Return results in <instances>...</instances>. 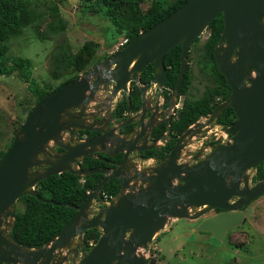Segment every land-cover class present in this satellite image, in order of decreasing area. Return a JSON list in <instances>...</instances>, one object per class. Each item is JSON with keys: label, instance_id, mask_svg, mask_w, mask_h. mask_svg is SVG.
Returning a JSON list of instances; mask_svg holds the SVG:
<instances>
[{"label": "water", "instance_id": "obj_1", "mask_svg": "<svg viewBox=\"0 0 264 264\" xmlns=\"http://www.w3.org/2000/svg\"><path fill=\"white\" fill-rule=\"evenodd\" d=\"M219 14L223 31L214 58L231 92L205 118L211 123L231 108L236 120L225 130L230 141L212 146L206 157L198 153L193 157L195 163H182L188 158L184 149L193 135L190 127L177 138L166 159L155 166L141 167L136 156H130L157 147L147 144L154 124L147 133L142 125L146 112H150L145 107V91L155 86L161 95L165 86L164 58L181 45L180 69L169 110L175 106L190 47ZM151 63L152 79L142 86L140 74ZM130 82L140 85L142 95L141 130L133 131L132 137L131 133L119 134V130L136 122L128 120V114L112 127L102 118L96 120L104 108L110 109L119 93L128 96ZM110 85V94L101 102L97 93L108 91ZM95 103H99V110L94 114L90 106ZM80 132L98 135L79 139ZM98 153L121 155L122 160L111 163L113 168L79 167L81 160ZM262 162L264 0H187L86 74L59 85L27 114L0 160V264H157L155 258L141 256L138 250L145 249L168 226L169 219L193 221L216 209L221 213L201 221L197 231L209 232L221 240L228 230L245 222L240 210L264 195V179L249 187L246 176ZM64 172L79 177L102 174L103 178L75 208L74 217L60 234L46 245L30 248L14 242L11 229L17 201L33 196L47 202L38 196L36 185ZM110 179L118 180L119 191L94 213V202L101 199V190ZM234 198L238 200L232 202ZM192 208L202 210L190 215ZM91 229L99 230L101 235L85 253L84 234ZM79 253L82 258L76 262Z\"/></svg>", "mask_w": 264, "mask_h": 264}, {"label": "trees", "instance_id": "obj_2", "mask_svg": "<svg viewBox=\"0 0 264 264\" xmlns=\"http://www.w3.org/2000/svg\"><path fill=\"white\" fill-rule=\"evenodd\" d=\"M85 9L90 13L102 11L105 20L113 27L115 38L123 36L128 42L133 40L140 32H143L169 16L177 10L187 0H153L146 10H142L143 0H84ZM30 24V12L26 0H0V76H9L17 72L27 89L33 97V107L48 93L56 89L59 85L79 78L90 71L97 63L96 52L99 44L94 41H86L76 52L72 53L69 48L59 49L58 66L60 70L53 71V78L59 84H40L33 77L32 61L24 57H8L7 42L10 38L18 36L21 31ZM207 39L203 42L200 58L197 62L199 71L205 76L209 84L205 86L200 98L192 100L188 97L191 83L190 73V52L191 48L198 43L196 38L186 59V71L184 80L179 90V97L182 98V106L177 112V116L169 127L171 135H181L190 126L195 124L201 117H206L212 108L219 101H224L230 95V88L225 82L224 76L217 70L214 58V49L223 31V18L219 14L208 27ZM125 46V45H124ZM122 46V47H124ZM119 47V50L122 48ZM117 50V51H119ZM116 51V52H117ZM115 52V53H116ZM181 45L171 49L164 58L165 68V93H169L175 87L180 69ZM106 57L102 58L105 59ZM101 60V61H102ZM153 76V64H149L141 72L139 83L142 85L150 83ZM130 93V103L134 109L140 104L138 88L134 87ZM167 98L169 96L167 95ZM128 96H123L116 105L115 116L123 118L127 112ZM233 110L226 109L217 119L218 124L228 126L233 122ZM22 122V121H21ZM24 122V121H23ZM22 124L17 125L15 131ZM165 127L160 128L156 135L164 132ZM92 137L94 134L87 132ZM167 142L164 146L145 151L141 154L144 159L154 158L158 161L167 158L168 153L176 143V137ZM13 137L11 136L0 149V160L9 149ZM106 154L98 155L96 158H85L82 160V169H94L107 167L102 158ZM117 157V161H120ZM252 177L253 182L264 179V162H262ZM102 174H92L86 177H79L64 172L60 175H53L39 182L35 190L41 199L39 201L33 196L21 197L16 203L14 223L11 229L12 240L18 244L30 248H41L57 237L61 230L71 221L76 211L88 197L96 185L102 180ZM117 179H110L101 190V199L111 200L119 191ZM21 208H18V204ZM101 233L97 229H91L84 234V243L89 247V243L95 244Z\"/></svg>", "mask_w": 264, "mask_h": 264}, {"label": "rangeland", "instance_id": "obj_3", "mask_svg": "<svg viewBox=\"0 0 264 264\" xmlns=\"http://www.w3.org/2000/svg\"><path fill=\"white\" fill-rule=\"evenodd\" d=\"M152 1L143 0L142 10H146ZM26 3L30 24L18 36L9 39L7 55L10 58H29L32 75L40 84H59L52 76L55 70L63 73L58 66L59 49L69 48L74 53L86 41H94L100 45L95 57V61L100 62L119 50L120 43L125 39L123 36L115 38L113 27L105 20L100 6L97 13H90L85 9L84 0H26ZM207 36L205 30L190 52L188 97L192 100L198 99L209 84L197 64ZM33 100L27 84L17 72L0 76V149L5 141L13 137L17 125L23 123ZM192 127L193 135L188 139L186 150L193 156L199 152L206 157L208 151L204 150L211 146L215 135H220L219 129L213 124L207 126L206 118H201ZM186 163L192 164V161ZM146 164L157 165L154 161ZM255 172L249 170L246 173L249 184ZM18 208H21L20 203ZM201 210L192 208L189 214ZM212 213L209 211L193 221L169 219L168 226L156 234L145 249H139L138 254L155 258L157 264H264V196L245 208L246 221L228 230L221 240L207 232L197 231L199 222Z\"/></svg>", "mask_w": 264, "mask_h": 264}, {"label": "flooded vegetation", "instance_id": "obj_4", "mask_svg": "<svg viewBox=\"0 0 264 264\" xmlns=\"http://www.w3.org/2000/svg\"><path fill=\"white\" fill-rule=\"evenodd\" d=\"M139 80H140V78H139ZM148 84H145V85L140 84V85L146 86ZM140 85L136 84L135 82H130V84H129V91H128V104H127V108L128 109H127V112L124 114V117L123 118H118V117L115 116V110H116V105H117L118 101L123 96H126L125 93L121 92L115 98L113 104L110 106V109L104 108L103 109V112L100 113L97 116L96 120H100L102 118V121L103 122L108 121L109 122V126L112 127V126H115L116 124L120 123L121 121H123L126 118L127 114H128V120H130V121H134L135 120L136 122L129 124L128 127L124 128L122 130H119V134L120 135H127V134L130 135V133H131L130 137H132L134 135V134H132L133 131H136V132L140 131L141 130V123H139V120H140L141 114H142V111H141V109H142V95H141V92H140ZM134 87H137L138 88V92H139V96H140V104H139V106H138L137 109H134L131 106V103L129 101V99H130V93L135 90ZM109 89H112V85L108 86V91H99L97 93V99L100 100L101 102H103L104 99L110 94V92H109L110 90ZM171 92L172 91H170L169 93L166 94L165 93V87H164L163 92L159 96L158 88H156L155 86H150L145 91V94H144V98L146 100L145 107L150 112L149 113L146 112L145 117H144L143 122H142V125H143L144 128H146V133H147L148 130L150 129V125H153L154 124L155 128L152 130V132L148 136L147 144L148 145L155 144L157 146L156 148H159V147L164 146L167 142H169L170 140L174 139V136H175V135H171L170 134L169 127H170L171 123L174 121V119L176 118L178 110L182 106V98H180L179 95H178V98L176 100L175 106L171 110H169L170 100H171ZM167 95L169 96V98H167ZM224 101H219V102L216 103V105L217 104H220V103H222ZM98 106H99V103L92 104L90 106L91 113H94V114L95 113H98V110H99L98 109ZM111 115H112V117H111ZM233 115H234V112H233ZM201 118H205V117H201ZM217 119L215 121L211 122V123H208L207 122V126H211L212 124L215 125L219 129V133H220V135H215L216 137H215L214 141L211 143V146H209L207 149L204 150L206 152L208 151V153H209L210 148L212 146L218 145V144H223V143L228 142V140L231 137L229 135H227V134H226L227 137H224L223 131L225 132L226 128L229 127L236 120L235 115H234L233 122L231 124H229L228 126H224L222 124H218L216 122ZM192 126H190V127H192ZM162 127H165L164 132L162 134H160V135H156L157 131L160 130V128H162ZM91 133H93V132H91ZM93 134L94 135L92 137H90L87 134V132H80V133L77 134V137L79 139H90V138H93L96 135H98V133L97 134L96 133H93ZM179 136L178 135L175 136L176 137V142H177V138ZM189 140L188 139L186 140L187 141L186 144L188 143ZM142 141H143V137L138 140V145H141L142 144ZM186 144H185V149H186ZM56 151H59V149H56ZM145 151H148V150H145ZM145 151H142V152H140L138 154L137 153H134L130 157L136 156V160L135 161H137V163L143 164V165H145L146 162H148V161H154L157 164H159L162 161V160L161 161H158V160H156L154 158H149V159L142 158L141 157V154L144 153ZM198 153H196L193 156L192 154H190V151L187 150L188 158H186V160H182L181 162L182 163H186V162H189L190 160L192 161V163L197 162V161H194L193 160V157H195ZM102 154L103 153H98V154L94 155V158H96L98 155H102ZM106 156H107L106 158H102V159L104 160V163L107 165V167H102V168H113L114 166L111 163L121 162V160H122L121 155H118V156H115V157H110L109 155H106ZM117 157H120L121 158L120 161H117L116 160ZM198 160H201V158L198 159ZM81 163H82V160H81V162L79 164V167L80 168H81ZM251 182L252 183L249 184V187H251L252 185H254L256 183V182H253L252 179H251ZM242 187L243 186H241V188ZM263 196H260V197H263ZM260 197H258V198H260ZM258 198H256V199H258ZM256 199L252 200L250 203H248L246 206H244L240 211L244 214L245 208L247 206H249L252 202H254ZM236 200H238V198L232 199V202H234ZM95 202L96 203H94L93 209H94V213H97L102 207H104L105 200L100 199V200H96ZM219 213H221V210H217V209L216 210H213V213L210 216H207L206 218H204L203 220H205V219H207L209 217H212L214 215H217ZM203 220H201V221H203ZM245 221H246V217H245ZM207 233L209 235H211V233H209V232H207ZM90 249H91V247H86V245H85V253H87ZM81 258H82V254L79 253L78 258L76 259V262H79L81 260Z\"/></svg>", "mask_w": 264, "mask_h": 264}, {"label": "built area", "instance_id": "obj_5", "mask_svg": "<svg viewBox=\"0 0 264 264\" xmlns=\"http://www.w3.org/2000/svg\"><path fill=\"white\" fill-rule=\"evenodd\" d=\"M127 43H128L127 39H124V40L122 41V43H120V47L126 45ZM223 135H224V137H227V135L225 134L224 131H223ZM111 199H112V198H111ZM104 200H105V204H107L108 202L111 201V200H107L106 198H105ZM92 246H93V244H92V242H90V243H89V247H92Z\"/></svg>", "mask_w": 264, "mask_h": 264}, {"label": "crops", "instance_id": "obj_6", "mask_svg": "<svg viewBox=\"0 0 264 264\" xmlns=\"http://www.w3.org/2000/svg\"><path fill=\"white\" fill-rule=\"evenodd\" d=\"M187 154V150L186 149H184V154ZM151 165H148V164H145V165H143V167H150Z\"/></svg>", "mask_w": 264, "mask_h": 264}]
</instances>
